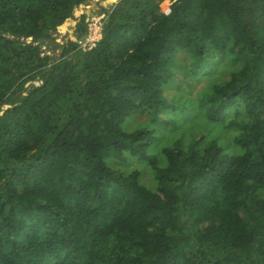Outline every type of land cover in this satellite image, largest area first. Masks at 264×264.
I'll return each instance as SVG.
<instances>
[{"label":"trees","instance_id":"1","mask_svg":"<svg viewBox=\"0 0 264 264\" xmlns=\"http://www.w3.org/2000/svg\"><path fill=\"white\" fill-rule=\"evenodd\" d=\"M90 1L0 0V264H264V0Z\"/></svg>","mask_w":264,"mask_h":264},{"label":"rangeland","instance_id":"2","mask_svg":"<svg viewBox=\"0 0 264 264\" xmlns=\"http://www.w3.org/2000/svg\"><path fill=\"white\" fill-rule=\"evenodd\" d=\"M117 2H115L113 5H115ZM170 3H171L170 0H165L161 4V8H162L164 14H166V12H168L169 9H171ZM111 6H112V2L106 4L105 6H102V3L98 2L97 0L90 1L87 4L80 6L78 8V10L75 12L73 19L67 24L66 30H62L61 33H65V31H67L66 39H74V35H75V32H76V27H77V25L79 23L80 17L83 14L88 17V21H90V22H91L92 18L104 17V19H105L107 17V11H109V10H111L113 8V6L112 7ZM102 22H103V27H102V37H103L104 20ZM59 33L57 34L58 41L60 42L59 45H63V43L61 41L62 40L61 37H62L63 34H59ZM56 49L57 50H55V52L51 51L50 54L59 56V54L61 53L62 49L61 48H56ZM49 50H50V48H49ZM180 78H181V82H182L183 81L182 80V76L179 77V79ZM37 84L41 85L42 83L41 82H39V83L37 82ZM182 84L184 85L185 83L183 82ZM183 87H184V89L188 90L186 85L183 86ZM139 122H140V120L137 121V123H139Z\"/></svg>","mask_w":264,"mask_h":264},{"label":"built area","instance_id":"3","mask_svg":"<svg viewBox=\"0 0 264 264\" xmlns=\"http://www.w3.org/2000/svg\"><path fill=\"white\" fill-rule=\"evenodd\" d=\"M171 13V9L166 12V15ZM104 17L92 18L88 24L87 36L84 39H79L78 44L84 51L93 49L97 43L102 39V27Z\"/></svg>","mask_w":264,"mask_h":264},{"label":"water","instance_id":"4","mask_svg":"<svg viewBox=\"0 0 264 264\" xmlns=\"http://www.w3.org/2000/svg\"><path fill=\"white\" fill-rule=\"evenodd\" d=\"M112 6H114V5H112ZM112 6H111V7H112Z\"/></svg>","mask_w":264,"mask_h":264}]
</instances>
